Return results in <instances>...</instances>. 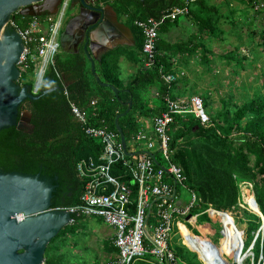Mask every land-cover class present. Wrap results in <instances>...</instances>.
Instances as JSON below:
<instances>
[{
  "label": "trees",
  "instance_id": "16d2710c",
  "mask_svg": "<svg viewBox=\"0 0 264 264\" xmlns=\"http://www.w3.org/2000/svg\"><path fill=\"white\" fill-rule=\"evenodd\" d=\"M100 1L110 6L118 18H124L134 38L132 47L111 49L95 62L100 81L118 89V98L111 89L96 82L83 45L78 52L64 54L61 50L62 53L60 51L55 56L53 65L47 68L44 77L47 86L43 90L65 86L66 94L62 89L21 105L20 113L27 110L31 114L32 133L16 127L0 131V168L4 172L40 174L50 180L55 187L52 209L68 208L80 202L84 183L77 175L76 166L83 159H97L102 152L101 143L87 137L72 116L71 104L90 115L95 110L97 116L90 118V125H102L117 132L115 118L127 110L126 103L132 100L131 110L118 121L128 146L134 134L145 129L144 121H150L162 112L165 95L169 94L172 98L194 96V89L188 92L186 76L167 85L161 79L159 67H163V73H179L178 67H188L190 59L208 65L215 54L207 47L208 43L223 40L221 9L209 0ZM255 1L241 0V3L253 12ZM186 2H189L187 15L173 21L166 20L160 27L156 66L145 68L143 35L134 22L159 19L166 11L181 7ZM30 19L17 12L10 20L24 29ZM188 27L194 30L186 39L178 42L169 40L173 29ZM251 33L254 37L255 33ZM258 40L264 51V27L259 32ZM240 54V48H236L220 55L218 59L234 63L241 69L243 62L249 58ZM121 57L139 66L136 75L126 84L119 79ZM18 68L21 72L18 83L31 86L35 77L34 69ZM202 98L213 126L204 128L193 116H175L169 132L172 162L182 169L187 186L197 195L195 210L199 211V218L202 219L198 222L197 230L192 232L184 227L185 233L199 238L205 246L217 251L223 242L228 244L219 264H230L229 259L233 260L232 264H237L252 243V257L245 258L241 264H264V236L261 232L264 219V84L255 89L252 96L240 106L233 103L231 93L221 100V107L217 111L210 109L209 94ZM92 100L96 101L95 109L90 106ZM113 174L129 180V176L125 177L127 173L119 166ZM243 186L248 188V194L254 198L258 213L240 207L244 206ZM210 208L214 210L208 211ZM227 211L232 215L228 216ZM205 221L213 224L220 221L221 236L217 237L218 243L212 240L216 233L206 231L210 227ZM60 233L47 246L45 264H55L54 255L57 252L61 255L60 247L55 244ZM182 235L184 237L183 232ZM177 253L188 262L181 248Z\"/></svg>",
  "mask_w": 264,
  "mask_h": 264
},
{
  "label": "built area",
  "instance_id": "2783aa9c",
  "mask_svg": "<svg viewBox=\"0 0 264 264\" xmlns=\"http://www.w3.org/2000/svg\"><path fill=\"white\" fill-rule=\"evenodd\" d=\"M188 6L189 2H186L181 7L166 11L159 19L134 22L143 35L145 68L156 66L160 27L166 20L173 21L187 15ZM66 9L67 2L54 15L30 17L24 29L9 20V27L19 34L24 44L18 67L22 70L34 69L35 77L30 86L33 95H38L47 86L44 77L47 68L53 65L55 56L60 52L59 36ZM252 10L254 14H264V0L255 1ZM159 69L161 79L167 85H172L185 76V72L181 70L179 73H163V67L160 66ZM62 89L65 91V86ZM162 100V112L147 121L150 123V131L141 129L131 139V143L140 152L129 151L130 143L128 146L126 144L127 152L133 154L130 157L126 156L117 132L102 125H90V118L97 116L95 110L88 115L87 111L77 105H70L71 114L84 134L98 140L102 145V152L97 159H83L76 166L77 175L84 183L80 202L55 210L71 214L69 225L75 224L77 219L96 218L114 229L113 245L117 256L115 260L103 264H135L146 257L153 264H184L177 251L171 248L172 236L174 227L180 231L184 224L180 219H185L188 215L191 217L185 221L196 225L199 215L193 216L192 211L198 205V198L187 186L182 169L172 162L169 132L175 116H193L204 128L213 126V123L204 100L199 95L172 98L167 94ZM95 105L96 101L92 100L90 106L95 109ZM154 149L168 165L167 168L162 167L157 153H152ZM118 166L127 173L125 177L129 176V180L113 174ZM179 186L190 192L189 202L180 199Z\"/></svg>",
  "mask_w": 264,
  "mask_h": 264
},
{
  "label": "water",
  "instance_id": "95a60500",
  "mask_svg": "<svg viewBox=\"0 0 264 264\" xmlns=\"http://www.w3.org/2000/svg\"><path fill=\"white\" fill-rule=\"evenodd\" d=\"M65 2H70L71 9L79 7L80 11L77 15H71L60 35V44L75 26H83V51L90 62L91 73L100 86L111 89L118 98V89L102 83L97 76L96 56L92 52L93 44H97L96 36H102L108 27L113 26L103 8H95L88 0H0V131L16 127L18 130L32 133L31 114L27 110L20 113L21 105L62 90L56 86L33 95L29 85L22 86L18 83L21 75L18 63L24 44L19 34L9 27V20L17 12L24 17L54 15ZM37 5L48 6L42 12L25 13L27 9L36 8ZM110 11L115 18L114 24L129 33L130 30L116 20L114 11ZM87 17H93V20L85 22ZM126 105L127 110L117 115L114 123L125 154L130 157L133 154L127 152L125 136L118 123L119 119L131 110L132 100ZM54 188L52 182L40 174L4 172L0 168V264H45L47 246L62 229L69 226L72 219L69 212L52 209ZM190 217L191 215H188L185 220ZM262 228L263 224L261 231ZM245 258L244 254L237 264H241Z\"/></svg>",
  "mask_w": 264,
  "mask_h": 264
},
{
  "label": "rangeland",
  "instance_id": "374dc122",
  "mask_svg": "<svg viewBox=\"0 0 264 264\" xmlns=\"http://www.w3.org/2000/svg\"><path fill=\"white\" fill-rule=\"evenodd\" d=\"M209 1L221 9L223 20L221 21L220 26L224 32L223 40L212 41L209 42L208 45L206 44L207 47L215 53L214 58L210 60L208 65L200 64L197 63L196 60L190 59L188 67H183L186 69L185 79H187L188 83V92L191 91L193 87L194 95L200 94L204 96L205 94H209L211 101L210 109L211 111H217L221 107V100L225 99L230 93L233 96V103L240 106L246 99L252 96L255 89L264 84V51L262 50V47L259 46L260 41L258 40L259 32L264 27V16L254 15L253 12L247 10L245 5L241 3V0ZM107 9L110 11L112 8L107 6ZM71 13H73L72 10L67 11L66 9L61 34L65 28L67 19L71 16ZM193 30L192 27H188L187 29L181 28L180 31L178 30L173 33L169 40H171V42L184 40ZM252 31L255 33L254 37H252ZM236 48H240V56L244 55L250 60L243 62V67L241 69L234 66V63L229 64L226 60L218 59L220 55L234 51ZM62 51L63 53H66V51ZM88 115L90 114L88 113ZM129 151H131L130 148ZM152 153H157V150L154 149ZM156 156L162 167L167 168L168 165L163 162L161 155L157 153ZM178 191L182 201L189 202L191 200L190 192L180 186L178 187ZM241 191L244 206L240 205V207L242 209L245 207V209L255 213L256 211L253 210L247 202V196L249 195L248 188L243 186ZM192 214L193 216H200L199 211L196 210H193ZM226 214H229L230 216L232 215V213L228 211ZM200 221H202L201 218L197 219V223L194 226L186 222L185 219H180V222L184 223L183 226H181L180 231L183 232L185 227L187 230L194 232L198 229V222ZM205 223L210 227L209 229H206L207 232L210 233L213 231L216 233L212 240L215 243H218L219 241L217 237L221 236L220 221H216L215 224L210 221H205ZM94 227H97L94 221L77 219L75 224L69 225L66 230L63 229L58 241L55 243L60 247V254L62 256L59 255L58 252L54 255L53 260L55 264H94L98 255L95 251L96 243L90 241V230L92 228L94 229ZM174 231L177 232L175 227ZM261 232L264 236L263 228ZM174 234L175 233H173L172 236L171 248L175 251H178V249L181 248L183 256L188 262L201 264L197 253L182 245L181 239ZM184 239L187 244L199 253L204 264H219V260L223 258L222 252L226 250L228 245L223 242L222 246L217 251L205 246L199 238H191L187 233H185ZM244 254L246 255V258L252 257L251 249H247ZM152 261L154 262L153 259ZM228 262L232 264L233 260L229 259Z\"/></svg>",
  "mask_w": 264,
  "mask_h": 264
},
{
  "label": "crops",
  "instance_id": "0c3cea01",
  "mask_svg": "<svg viewBox=\"0 0 264 264\" xmlns=\"http://www.w3.org/2000/svg\"><path fill=\"white\" fill-rule=\"evenodd\" d=\"M47 6L48 5H46L44 7V9H46ZM104 9H105L108 21L113 26L108 27L102 36L98 35V36H96L97 38L95 37L96 38L95 40H97V44H93L92 52L96 56V62L100 59L101 55H103L105 52H107L111 49H114L116 47H129L130 48L134 44V38H133L131 31L128 33V31L123 30L121 27H118L117 25H115L114 24L115 18L112 15L111 11H109L107 9V7ZM111 10H113V9H111ZM116 20L120 24H123L126 28H128L125 24L124 18L120 19L116 15ZM79 27L80 26H78V25L75 26V28L72 29L70 36L66 37V36H68V35H66L65 40L62 43H64L67 39L72 38L71 35L76 36L78 33V30L80 29ZM180 29L181 28L173 29L171 32V36L173 33L177 32L178 30L180 31ZM59 40H60V38H59ZM65 44L68 45L69 41H66ZM60 46H61V44H60ZM81 46H79L78 49ZM76 48H77V46H76ZM74 49H75V46H74ZM61 53H62V51H61ZM66 53H64V54H66ZM127 59L128 58H126V57H121L119 59V79L124 84H126L130 79H132L136 75L137 70L139 69L138 65L131 63ZM178 70L179 71L181 70L184 72L186 71V69L184 67H178ZM192 89H193V87H192ZM143 124H144L145 130L150 131V123L147 121H144ZM129 148L131 150H133L134 152L136 150H138L136 145H134L131 142H130ZM136 152H140V151H136ZM81 220H84V219H81ZM86 220L87 221H94V223H96V225H97V227H94V229L92 228L90 230V233H91V240L90 241H93V243H96L97 247L95 246V251L98 253L97 259L95 260L94 264H103L105 262L115 260V258L117 256V250L113 245L114 229L103 224L99 219H96V218H87ZM178 232H179V234H178ZM184 232H185V229H183V233ZM174 233H175L174 235H177L179 237V239H181V244L184 245L185 247H187L188 249H190L191 251L197 253L199 261L201 262V264H204V262L202 261V259L199 256V253L195 249H193L189 244L186 243V241L182 235V232L177 231ZM187 234H189V233H187ZM184 235H185V233H184ZM191 238H193V237L191 236ZM180 258L182 259V257H180ZM183 262H184V264H188V262H185L184 260H183ZM135 264H153V263L149 260L148 257H146L144 259L138 260Z\"/></svg>",
  "mask_w": 264,
  "mask_h": 264
},
{
  "label": "flooded vegetation",
  "instance_id": "af4514ba",
  "mask_svg": "<svg viewBox=\"0 0 264 264\" xmlns=\"http://www.w3.org/2000/svg\"><path fill=\"white\" fill-rule=\"evenodd\" d=\"M88 2H90V4H92L95 8H103L104 9V8H106L108 6L106 4H103L100 0H88ZM43 10H44V6L43 5H42V7H41V5H37L36 8L35 7H32L31 9H27L25 11V13L42 12ZM69 10H72L73 11V13H71V15L72 14L73 15H77L79 13V11H80V8L77 7L75 9H71L70 2H69V3H67V11H69ZM74 12H75V14H74ZM71 17L72 16H69V18L66 21V24H67V22L69 21V19ZM92 20H93V17H87L85 19V22L86 21L87 22L88 21L91 22ZM79 28L80 29L78 30V33H77L76 36H72L71 35L72 38H69V39L66 40V41H69V44L68 45L65 44L66 41L61 44V47H60L61 50H65L67 53L78 52V50H79L78 47L81 46V45H83V38H84L83 26H80ZM69 36H70V34H68V36H66V37H69ZM64 40H65V37L62 40V42ZM74 46H75V49H74ZM76 46H77V48H76Z\"/></svg>",
  "mask_w": 264,
  "mask_h": 264
},
{
  "label": "bare ground",
  "instance_id": "6f19581e",
  "mask_svg": "<svg viewBox=\"0 0 264 264\" xmlns=\"http://www.w3.org/2000/svg\"><path fill=\"white\" fill-rule=\"evenodd\" d=\"M247 202L249 203V206H250L253 210L257 211V206L255 205L254 199H253V197H252L251 195H248V196H247ZM261 223H262V222H261ZM263 230H264V219H263ZM85 233H86V232H85Z\"/></svg>",
  "mask_w": 264,
  "mask_h": 264
}]
</instances>
